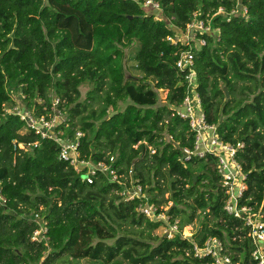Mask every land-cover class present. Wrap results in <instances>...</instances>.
<instances>
[{"label":"trees","instance_id":"16d2710c","mask_svg":"<svg viewBox=\"0 0 264 264\" xmlns=\"http://www.w3.org/2000/svg\"><path fill=\"white\" fill-rule=\"evenodd\" d=\"M156 1L171 25L149 12L144 0H0V264H53L60 258L73 264L69 257L205 264L211 257L195 256L194 247L209 236L222 241L234 263H255L248 227L224 209L216 155L184 158L195 133L175 111L187 93L185 71L176 62L189 46L167 37L185 31L194 12L219 28L198 33L205 44L192 42L194 89L219 137L244 143L237 153L246 175L241 202L264 208V0ZM238 1L246 14H216ZM135 43V66L142 79L154 80V89L125 73L123 49ZM85 82L93 88L79 101ZM223 86L231 95L226 100ZM160 88L167 90V102L154 106ZM15 90L36 114L50 112L58 98L66 116L58 126L61 137L81 131L80 157L108 162L123 176L113 181L96 171L92 181L85 179L87 167L77 170L60 159L56 141L6 111L17 105ZM129 95L139 103L120 107ZM134 185L140 194L125 198L121 191ZM169 200L167 209L160 207ZM149 203L168 222L139 209ZM41 221L45 239L33 240ZM194 221L192 235H182ZM170 224L178 229L171 237L153 235Z\"/></svg>","mask_w":264,"mask_h":264},{"label":"built area","instance_id":"2783aa9c","mask_svg":"<svg viewBox=\"0 0 264 264\" xmlns=\"http://www.w3.org/2000/svg\"><path fill=\"white\" fill-rule=\"evenodd\" d=\"M143 5L146 7L160 8L156 0H144ZM239 1L231 11L226 12L224 7H219L216 14H234L241 11V14L247 13V7L242 5L239 8ZM219 28L213 29L210 25L209 19L205 20L198 18L197 12L193 13V19L187 23L185 31H181L178 36H168V40L174 44L178 42L188 45V49H183L176 62L177 67L185 71L184 79L187 84V93L175 111L182 118L188 119L191 130L195 133V143L192 149L184 148V158L190 159L192 156L206 157L208 153L216 155L217 173L220 176V183L225 188L226 199L224 203L225 211L237 218H241L244 224L248 227V235L252 239L255 248L252 251V257L255 260L254 264H264V208L254 209L253 206L241 202L243 191L246 188V175L242 170V166L237 159V153L243 148V142L231 143L219 137L217 133V126L208 123L201 105V96L198 91L194 89L196 77L194 75V52L193 45L190 43L193 40L198 41V44H205L203 38H197L198 33H214L218 32ZM59 99L54 98L50 112L36 114L33 110L27 109L20 105H15L10 109L6 108L7 112L14 113L22 119L27 129L33 130L43 138H50L56 141L60 146L59 158L70 162L77 170L82 166L88 168L84 178L89 182L92 181L90 174L96 171L109 176L113 181H118V174L110 163L105 161L92 162L80 157L78 146L80 143L81 131H76L74 137L62 138L61 130L58 129L60 123L66 120L63 119V111L58 107ZM22 146V145H21ZM113 160V157H110ZM131 173V170H129ZM141 187L134 185V187H126L121 191L125 198H132L140 194ZM0 199H3L0 195ZM139 209L148 217H161L166 221L169 219L168 215L160 212L156 213V206L153 203L140 205ZM35 217H38L35 214ZM37 219V218H36ZM39 220V219H38ZM168 222V221H167ZM45 227L41 221L40 228L36 229L32 235L33 240H44ZM173 231H178L176 224H170L165 228V232L169 237L172 236ZM224 245L220 239L214 236L207 237L202 246L195 245L194 255L203 258L211 257V261L205 264H237L234 263L229 254L223 252Z\"/></svg>","mask_w":264,"mask_h":264},{"label":"rangeland","instance_id":"374dc122","mask_svg":"<svg viewBox=\"0 0 264 264\" xmlns=\"http://www.w3.org/2000/svg\"><path fill=\"white\" fill-rule=\"evenodd\" d=\"M148 10H149V12H153L157 18L166 19L167 22L171 25L170 18L165 17V15L162 13L160 8L149 7ZM193 41H195V40H193ZM193 41L190 42L192 45H193V43H192ZM136 44L137 43H135V44L123 49L124 57H123L122 61H123V65H124V68H125V73H126L127 76H135L137 78H141L142 79V77H144L143 73H141L135 66L136 65V61L134 59V53L136 51V48H135ZM142 80L146 84H148L149 87L154 89V80L151 77H147V78L145 77ZM239 83H240L239 85H241V82H239ZM220 85H222V84H220ZM223 87H225V86H223ZM92 88H93V84L90 83V82H85V83L81 84V86H80L81 96L79 98V101H84V99L87 96V92L89 90H91ZM156 92L158 94V98L155 101L154 106H158V105H161L163 103H166L167 102L166 101L167 90L160 88V89H157ZM12 95L16 99L18 105H20V106L25 105L24 102L21 101V99L19 97L20 92L18 90L13 91ZM230 97H231V95H229V97H225V100L230 98ZM236 97L240 98V90H238V92L236 94ZM133 102H137V101H134V99L131 98V96L129 95L128 99L125 100V101H120L119 105H120V107H123L126 104L133 103ZM138 103L139 102H137V104ZM100 104L101 103L98 102V101L94 102L93 103V108L97 109L100 106ZM7 109H10V107H8ZM62 117H63V119L65 118V113H62ZM65 125L68 126V123L66 122ZM60 130H61V133H62L63 130L62 129H60ZM66 137H62V138H66ZM153 151L154 150H151V152H153ZM169 195H170V191H166L164 193V197L165 198H168ZM171 204H172V201L169 200V201H167V203L163 204L160 207L163 208V209H167ZM35 218L40 219L39 217H35ZM196 226H197V221H194L192 224L186 225L181 231L182 235L187 236V237L192 235L193 231L196 229ZM165 228L166 227L157 228L156 230L153 231V235H156V234L157 235H162L163 233H165ZM108 242H112V240H110ZM68 259H70L73 262V264H129L123 258H119L116 262H111V263H106V262H101V261H94V260H92L90 258L72 259V258L69 257ZM63 260H64V258H60L56 262H54L53 264H67Z\"/></svg>","mask_w":264,"mask_h":264},{"label":"water","instance_id":"95a60500","mask_svg":"<svg viewBox=\"0 0 264 264\" xmlns=\"http://www.w3.org/2000/svg\"><path fill=\"white\" fill-rule=\"evenodd\" d=\"M224 91H225V95H226V97H229V92H228V90H227L226 87H224Z\"/></svg>","mask_w":264,"mask_h":264}]
</instances>
